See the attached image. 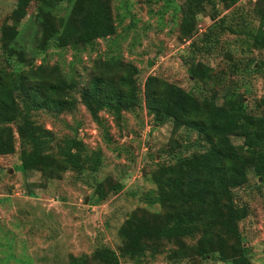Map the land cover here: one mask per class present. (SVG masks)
Here are the masks:
<instances>
[{"label": "rangeland", "instance_id": "obj_1", "mask_svg": "<svg viewBox=\"0 0 264 264\" xmlns=\"http://www.w3.org/2000/svg\"><path fill=\"white\" fill-rule=\"evenodd\" d=\"M199 1L189 5L188 0H107L114 34L74 49L56 47L53 37L40 48V19L36 3H30L8 46L9 55L0 48V67L20 71L55 65L73 82L74 110L55 116L33 112L31 119L50 133L48 152L53 160L59 159L56 149L63 139L76 136L84 146L81 157L86 163L78 173L67 169L48 178L22 172L21 145L14 134V154L0 156V264H67L69 256H85L89 264H98L90 259L93 251L108 248L118 254L119 230L129 217L152 215L160 222L164 211L152 203V171L181 157L205 161L208 155L196 132L186 127L173 132L170 123L158 125L146 114L142 85L147 76L211 106L222 105L226 92L239 94L244 111L264 116V48H253L250 40L264 0H235L228 8L226 1L213 0V19L211 5ZM13 7V0H0V27L9 24ZM68 10L69 4L61 0L49 13L65 19ZM97 60H119L136 68L139 103L118 120L101 111L94 122L79 103V92ZM199 63L209 69L203 81L190 78L187 71ZM230 140L240 151L241 139ZM97 150L100 163L91 171L88 166ZM258 167L256 162L247 171L246 182L230 191L233 207L245 210L235 237L228 241L231 248L221 255L178 261L167 259L169 243L144 241L147 252L139 263L231 264L242 254L250 264H264V185L254 173Z\"/></svg>", "mask_w": 264, "mask_h": 264}, {"label": "trees", "instance_id": "obj_2", "mask_svg": "<svg viewBox=\"0 0 264 264\" xmlns=\"http://www.w3.org/2000/svg\"><path fill=\"white\" fill-rule=\"evenodd\" d=\"M13 1L9 24L0 27V48L8 55V46L17 35V25L26 16L30 3H36L40 19V48L52 37L58 48L85 47L94 40L112 36L115 31L107 0H65L69 4L65 19L49 13L61 0ZM219 1H226L228 8L235 0ZM188 2L189 5L200 3L199 0ZM205 2L211 5L210 19H213L216 15L213 0ZM258 11L259 24L250 40L253 48L262 49L264 5ZM187 71L194 80L208 78V67L200 63L190 65ZM136 74L134 66L119 60L95 61L85 87L79 92L80 105L94 122L98 123L97 114L101 111L115 120L120 119L122 112L130 111L139 103ZM73 89V82H68L55 65L39 64L20 71L0 67V156L14 154L15 134L21 145L18 161L22 172L35 171L44 178L67 169L80 172L86 163L81 157L85 150L81 141L76 136L63 139L56 149L59 159L53 160L48 152L50 133L31 119L33 112L55 116L74 110ZM142 100L146 114L158 125L170 123L173 132L181 127L196 132L207 145L208 159L181 157L172 165L152 171L150 178L155 186L152 203L164 211L158 216L160 222L152 215L129 217L119 230L118 254L108 248H98L90 259L98 264H120L119 258L140 264L147 252L144 241H165L172 245L168 260L221 255L231 248L232 243L228 241L235 237L237 223L245 216L243 208L236 209L231 204V189L246 182L247 171L256 162L259 167L254 173L264 185V116L244 111L239 94L226 92L222 105L211 106L154 76L144 79ZM231 137L241 139L240 151L232 144ZM92 155V165L88 168L96 171L100 151ZM195 237L194 243L187 242ZM67 264L89 263L85 256H69ZM231 264L250 263L240 254L231 259Z\"/></svg>", "mask_w": 264, "mask_h": 264}, {"label": "water", "instance_id": "obj_3", "mask_svg": "<svg viewBox=\"0 0 264 264\" xmlns=\"http://www.w3.org/2000/svg\"><path fill=\"white\" fill-rule=\"evenodd\" d=\"M147 65H150V63L148 62Z\"/></svg>", "mask_w": 264, "mask_h": 264}]
</instances>
